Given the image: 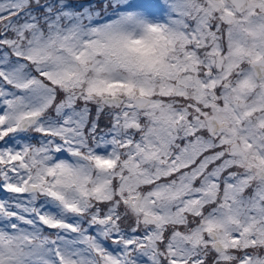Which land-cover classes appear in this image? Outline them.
<instances>
[{
    "label": "snow or ice",
    "instance_id": "1",
    "mask_svg": "<svg viewBox=\"0 0 264 264\" xmlns=\"http://www.w3.org/2000/svg\"><path fill=\"white\" fill-rule=\"evenodd\" d=\"M0 264H264V0H0Z\"/></svg>",
    "mask_w": 264,
    "mask_h": 264
}]
</instances>
